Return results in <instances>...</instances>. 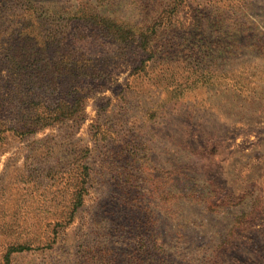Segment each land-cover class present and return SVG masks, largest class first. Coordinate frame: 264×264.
Instances as JSON below:
<instances>
[{
  "label": "rangeland",
  "instance_id": "374dc122",
  "mask_svg": "<svg viewBox=\"0 0 264 264\" xmlns=\"http://www.w3.org/2000/svg\"><path fill=\"white\" fill-rule=\"evenodd\" d=\"M28 1L0 0L10 58L19 14L24 33L84 34L68 42L78 52L96 44H84L88 69L73 63L57 83L22 79L0 52V264H264V86L226 88L240 72L264 79V53L250 46L264 37V0ZM85 2L134 30L163 22L149 49H118L62 19ZM30 5L55 14L37 23ZM220 21L247 39L221 35V51L195 57L200 22L213 32ZM55 48L43 62L54 65ZM76 99L73 116L39 125L49 106ZM180 171L218 207L177 195L162 208L158 186L172 177L180 188Z\"/></svg>",
  "mask_w": 264,
  "mask_h": 264
},
{
  "label": "trees",
  "instance_id": "16d2710c",
  "mask_svg": "<svg viewBox=\"0 0 264 264\" xmlns=\"http://www.w3.org/2000/svg\"><path fill=\"white\" fill-rule=\"evenodd\" d=\"M31 3L32 1L29 0L27 4ZM30 9V14L32 17L30 16V14L27 15L29 17L28 20L30 21V17L31 19L37 18V23L42 22V19L45 17L46 13L52 15L55 14L50 6H45L41 10L36 6L32 7V5H30L29 10ZM60 13L62 14V12ZM62 19L67 20V22L75 23H81L83 21L88 24L89 28H99L104 36H106L109 41L111 40L112 44L118 47V49L127 47L128 45H130V43H136V41H139V47L142 46L145 49H149V43L151 41L150 39L157 33L159 26L163 22L159 18L158 20H154L153 23L148 24L144 29L141 28V30H134L124 27L116 18L98 13L93 9L92 6L88 5L86 2L79 3L73 10H70L68 16H63ZM24 23L25 22L22 18V14H19L17 22H15V24L17 25L15 31L18 38L16 41L17 45H15L17 47V50H21L17 51V54H13L10 58L7 53L8 47L11 46L10 42L8 43L10 45L6 46L7 43L3 40H0V52L5 57L8 56L7 59L10 58V63L12 64L11 69L16 70L17 73L21 77H23L22 79H28V81H30V77H37V79L42 83L43 80L48 77V79L45 80H51L53 81V83H57L56 80L58 79V76L61 74H65L66 69L71 64L81 63L80 70L83 68H87L86 61H88L89 58L85 57L83 59L82 56H85L87 53L89 54L92 51H90L88 48H86L87 50H85V47L88 46L84 44L90 42L93 43L92 45L94 47V44L96 43L88 41L86 39L82 42H78V45L84 46L82 47L84 48V52H78V50H75L73 47H71V44H69L68 46V42H72L73 44L76 39L80 40L81 37H86L84 34L77 35L74 31L70 34V37H67L62 35V31L52 30L50 32H47L45 36H43L42 34H35V36H33L31 33L23 32L26 27ZM199 25V27H202L198 30V35H200L201 38L198 39L197 35V37L191 40V43H194L193 52H195V57H202V54H205L203 56L205 59L209 57V51L216 49L217 52L221 51L224 45L221 35L227 34V38L231 39L233 37L232 33H234L235 35L241 36L242 40L247 39L246 34H243V31H245L246 28H244L243 31L242 29L240 30L237 22H233L229 26L228 24H224L222 21H220L219 31H217L216 28L213 30V32L208 30L210 28L209 26L203 28V24L201 22ZM167 26H169V24H167ZM57 27L62 28V24ZM90 31L91 32L89 35L95 36V34L93 33V29H90ZM241 31L243 35H240ZM48 46L56 47L55 53L58 55V57L56 58V60H54V65H51L48 61L43 62V58L46 55L45 52L48 50ZM212 46H214L215 49H212ZM250 46L253 48V50L255 47L258 53H264V37L256 38L255 41L251 42ZM138 69H141V67H139ZM195 70L196 72H199V74H201L200 72L206 71L209 74L208 78H212L216 73L215 68L198 67L195 68ZM80 73L83 74L85 72L80 71ZM94 73H96V71ZM262 82H264V79H256L253 73L249 72L248 74L245 72H240L238 81L234 82V84L226 88H233L238 92H253V94H256L259 92V89L264 86L262 85ZM181 85V83H177L176 87H179ZM81 101L82 99L80 100V102L79 99H76L71 103L69 101L60 100L56 105L49 106L46 114L39 117V125H49L50 121L62 120L64 118L73 116L78 110ZM31 123H33V121ZM180 173L181 171L178 173L177 179V182L180 184V188L176 187L175 184L173 187H171L170 180H172V177L168 178L158 186L159 195L163 203L162 208H172L174 206H177V203H172L177 195L190 204L196 201L197 204H199L205 211L218 207V205L214 204V202H208V200L210 199V191L203 188L202 182L197 183V181H194V179L192 180L193 177H189L186 179L179 178Z\"/></svg>",
  "mask_w": 264,
  "mask_h": 264
}]
</instances>
